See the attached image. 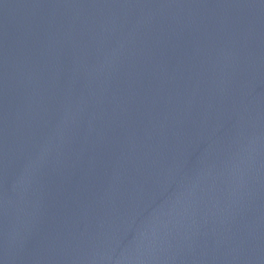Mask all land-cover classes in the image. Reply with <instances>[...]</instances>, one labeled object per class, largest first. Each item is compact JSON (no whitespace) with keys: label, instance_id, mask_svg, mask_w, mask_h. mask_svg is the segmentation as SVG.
Listing matches in <instances>:
<instances>
[{"label":"water","instance_id":"water-1","mask_svg":"<svg viewBox=\"0 0 264 264\" xmlns=\"http://www.w3.org/2000/svg\"><path fill=\"white\" fill-rule=\"evenodd\" d=\"M0 264H264V0H0Z\"/></svg>","mask_w":264,"mask_h":264}]
</instances>
